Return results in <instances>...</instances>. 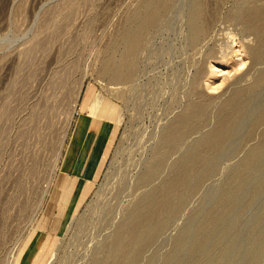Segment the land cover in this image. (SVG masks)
<instances>
[{
    "label": "rangeland",
    "instance_id": "1",
    "mask_svg": "<svg viewBox=\"0 0 264 264\" xmlns=\"http://www.w3.org/2000/svg\"><path fill=\"white\" fill-rule=\"evenodd\" d=\"M142 1L0 0V264H37L48 239L53 244L44 264H94L108 256L118 228L142 197L162 185L174 164L232 114L223 104L264 71V57L255 55L260 36L245 32V18L232 16L241 7H264V0H205L215 12V25L196 44L189 42L184 23L187 0H173L146 33L135 76L108 84L101 75L102 57L120 43L118 30ZM83 96V105L97 117L113 119L117 131L85 199L80 202V194L68 188L53 206L63 141ZM263 98L264 87L253 95L229 145L215 156L212 171L185 194L169 224L134 264H264V159L241 181L233 209L209 230L208 253L194 261L206 213L234 186V174L262 140L264 118L256 127L252 122ZM190 102L204 106L196 117L199 125L143 181L161 157L168 126ZM257 185L263 186L255 192ZM50 207L52 224L37 228Z\"/></svg>",
    "mask_w": 264,
    "mask_h": 264
},
{
    "label": "bare ground",
    "instance_id": "2",
    "mask_svg": "<svg viewBox=\"0 0 264 264\" xmlns=\"http://www.w3.org/2000/svg\"><path fill=\"white\" fill-rule=\"evenodd\" d=\"M172 1L173 0H145L144 2L142 1L143 3L141 2V4H139V6L136 9H133L130 12L131 16H128V18L129 17L130 18L129 20H127V23L125 22L126 26L121 31L118 30L119 35L117 34V36L119 37L118 39L120 40L118 39L117 40L120 41V43L118 42L119 44H116L115 46L112 45L108 49V52H106L107 54L105 53L106 56L102 57L103 61L101 66L102 67L101 75L103 78H106V80H108V84L127 81L135 76L136 71L134 69L137 65L136 62L137 61L139 62V60H137L136 55L140 51V48L143 45L145 46L144 39H146L145 37L146 33L149 32L148 30L153 25L156 26L162 14L166 11V9L170 7L169 4L173 3ZM212 6L214 5L212 4ZM183 12H184V18L186 20L184 23L186 25L187 37L189 42L191 44H196L200 42L202 39H204V37L206 39L215 25V20H214L215 16H213L215 12H213V9L210 8L209 4H207L205 0H187ZM232 16L238 19L245 18L246 19L244 23L246 28L244 29L245 32H255L260 36L261 43L259 46L255 48V55L257 56L258 59L263 58L264 57V7L251 6V5L245 8L241 7L239 8V10L238 9L235 10L232 13ZM232 32L233 31H231L230 33ZM234 34L235 33H233L232 36ZM235 37L238 36L235 35ZM225 47L226 46H224L222 50L227 49ZM116 51L120 52L119 57L116 56L115 54ZM224 55H226V53H224ZM176 74H178V72ZM256 79L257 80H255L254 84L251 87L245 89L240 88L233 94V96L228 101H226L223 104L224 109L231 108L232 114L227 115L226 113L227 116H224L221 119L219 125L210 134H208L207 137L202 142H200L196 146L194 145L195 147L189 149L184 154V156L174 164L171 173L166 178L164 183L159 187H157L155 190L144 195L139 203L137 202L138 204L132 210L128 219L118 228L117 236L115 237V240L111 246L109 255L102 259H99L97 257L98 259L95 262L96 264H134L138 260V258H140L143 248L147 246L155 238V236L160 231L164 230L163 228H165L169 224L174 211L181 204H183L185 194L190 193V191L196 188V186H198L201 183L205 175H208L212 171L215 165V161H216L215 159L218 158V157L215 158V156L220 154L224 149H226L227 145H229L228 143L230 142L231 138L234 136L235 132L241 125L243 118L248 112V108L251 99L253 98V95L260 88L264 87V71L260 75H258V78ZM83 83L84 81L81 83V87L77 93V96H79L82 92ZM104 83L107 84V82ZM100 98L102 99L100 100V102L103 103L105 99L103 98V96H100ZM203 111H204V106L201 103L196 104L190 102L186 110L179 116V118L172 125L168 126L161 141V146H160V148L162 149L161 157L157 164L155 163V165H151V167L147 169V171L142 176L143 181H146L150 179L153 175H155L157 171L160 169L161 164L163 163L165 157L164 154L167 151H170V149L171 150L174 149L179 143H181L184 140V137L185 135H187L186 133L188 131L199 125L200 119H197L196 117L202 115ZM263 118H264V106L258 112V117L255 119L254 122H252L253 125H255L256 127L257 124ZM117 120L119 122L120 116L118 117ZM262 133H263L261 136L262 140L260 144L257 145L256 147H253V149H251L248 157H246V159L244 160L243 168L239 170L236 174H234L233 176V183H235L234 186L225 189V191L222 194L221 200L219 201L220 203L218 202V205L215 208L209 210L206 213L203 222L200 224L198 228V232L202 237L201 239H199L200 241L198 240L199 242L197 241L198 243L194 247V252H195L194 261H198L204 254L206 255L208 253V250H206L207 244H210L207 243V240L209 241L210 239L208 236L209 234L208 232H210L211 231L210 229L220 221V217H222L221 216L222 213L229 212L233 209L236 203V199H235L236 190L238 191L239 188L241 187L242 184L241 181L246 180L244 178H246L248 173L252 171L254 168L258 167V165L264 159V131ZM262 186L257 185L255 188V192L260 191ZM213 229L214 228H212V230ZM158 236L159 235H157L156 237Z\"/></svg>",
    "mask_w": 264,
    "mask_h": 264
},
{
    "label": "crops",
    "instance_id": "3",
    "mask_svg": "<svg viewBox=\"0 0 264 264\" xmlns=\"http://www.w3.org/2000/svg\"><path fill=\"white\" fill-rule=\"evenodd\" d=\"M84 96L78 104V114L75 113L73 116L68 136L65 137L64 151L58 169L62 177L57 181L56 189L51 196L53 206L68 188L71 189V194L76 192L80 194V202L83 201L90 183L101 174L112 149L117 123L107 116L97 117L98 113L92 112L89 109L90 105H83ZM68 177H72L74 183H69ZM52 207L38 222L37 228L47 229L52 224L50 223ZM52 244L53 240L48 239L45 250L38 257L37 264H44L45 254L49 253ZM17 263L16 261L15 264Z\"/></svg>",
    "mask_w": 264,
    "mask_h": 264
},
{
    "label": "built area",
    "instance_id": "4",
    "mask_svg": "<svg viewBox=\"0 0 264 264\" xmlns=\"http://www.w3.org/2000/svg\"><path fill=\"white\" fill-rule=\"evenodd\" d=\"M79 111H76L75 113L78 114Z\"/></svg>",
    "mask_w": 264,
    "mask_h": 264
}]
</instances>
